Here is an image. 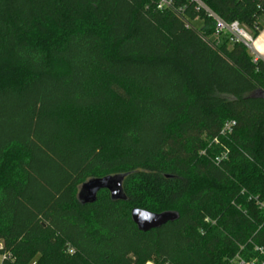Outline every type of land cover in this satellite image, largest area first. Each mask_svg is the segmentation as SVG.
<instances>
[{
  "label": "trees",
  "instance_id": "16d2710c",
  "mask_svg": "<svg viewBox=\"0 0 264 264\" xmlns=\"http://www.w3.org/2000/svg\"><path fill=\"white\" fill-rule=\"evenodd\" d=\"M200 1L263 30L264 0ZM157 2L0 0V264L264 263V62ZM87 117L121 119L114 142ZM109 175L126 200L77 199ZM138 208L178 218L140 232Z\"/></svg>",
  "mask_w": 264,
  "mask_h": 264
},
{
  "label": "water",
  "instance_id": "95a60500",
  "mask_svg": "<svg viewBox=\"0 0 264 264\" xmlns=\"http://www.w3.org/2000/svg\"><path fill=\"white\" fill-rule=\"evenodd\" d=\"M126 175H109L102 178H93L84 182L78 190L77 199L83 203H93L99 191H108L110 198L114 201L126 200L122 191V182ZM135 209L131 210L130 217L140 232H147L157 229L167 222L177 220L178 214L175 212L152 213L154 219L151 221L141 222L134 214Z\"/></svg>",
  "mask_w": 264,
  "mask_h": 264
},
{
  "label": "built area",
  "instance_id": "2783aa9c",
  "mask_svg": "<svg viewBox=\"0 0 264 264\" xmlns=\"http://www.w3.org/2000/svg\"><path fill=\"white\" fill-rule=\"evenodd\" d=\"M192 3L196 5V10L202 9L205 14L207 15L208 18H211L214 22V36H221L223 34H228L230 35L235 41L241 42L244 44L248 50L252 54V61L257 62L259 60H262L264 62V52L263 54H259L255 48H254V39L250 35V33L246 32L242 26H240L238 23L233 22V23H225L223 20L218 18L216 15H214L210 10H208L200 0H190ZM173 3L172 0H158L156 4L157 10H163L166 8H172ZM235 126L234 121H226L220 131L219 136L220 137H227L231 132L233 127ZM214 142H217V139H214ZM227 156V151H224L220 158H215V162H218L219 160H224L226 159ZM255 205L264 212V201L258 200L257 197L253 198ZM260 252L261 249H259ZM4 258V256L2 257ZM1 258V260H2ZM34 264V263H32ZM239 264H245L243 261H239ZM249 264H255V261L250 262ZM264 264V263H263Z\"/></svg>",
  "mask_w": 264,
  "mask_h": 264
},
{
  "label": "rangeland",
  "instance_id": "374dc122",
  "mask_svg": "<svg viewBox=\"0 0 264 264\" xmlns=\"http://www.w3.org/2000/svg\"><path fill=\"white\" fill-rule=\"evenodd\" d=\"M260 22L264 25V16L260 17ZM192 26L195 29H199L202 27V23L199 20H194L191 22ZM248 33V31H246ZM255 39V38H253ZM113 119H105L97 121L94 118H85L83 124H84V131L85 133L99 137L102 142L109 144L110 140L112 139V142H114L115 134L118 131V127H121V119L118 120ZM119 124V126L117 125ZM109 137L111 139H109ZM1 247V244H0ZM0 262H1V256H0ZM146 264H154V262H147Z\"/></svg>",
  "mask_w": 264,
  "mask_h": 264
},
{
  "label": "crops",
  "instance_id": "0c3cea01",
  "mask_svg": "<svg viewBox=\"0 0 264 264\" xmlns=\"http://www.w3.org/2000/svg\"><path fill=\"white\" fill-rule=\"evenodd\" d=\"M254 48L259 54H263L264 52V25H263L262 32L254 39Z\"/></svg>",
  "mask_w": 264,
  "mask_h": 264
},
{
  "label": "clouds",
  "instance_id": "9594fccd",
  "mask_svg": "<svg viewBox=\"0 0 264 264\" xmlns=\"http://www.w3.org/2000/svg\"><path fill=\"white\" fill-rule=\"evenodd\" d=\"M134 214L138 217L141 222L151 221L154 219L153 214L147 211L146 209H135Z\"/></svg>",
  "mask_w": 264,
  "mask_h": 264
}]
</instances>
